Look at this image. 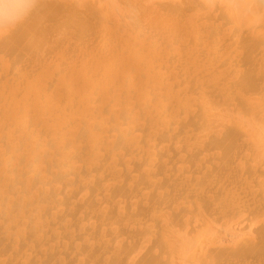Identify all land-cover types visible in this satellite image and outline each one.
Returning <instances> with one entry per match:
<instances>
[{"label":"bare ground","instance_id":"bare-ground-1","mask_svg":"<svg viewBox=\"0 0 264 264\" xmlns=\"http://www.w3.org/2000/svg\"><path fill=\"white\" fill-rule=\"evenodd\" d=\"M0 264H264V0H0Z\"/></svg>","mask_w":264,"mask_h":264}]
</instances>
